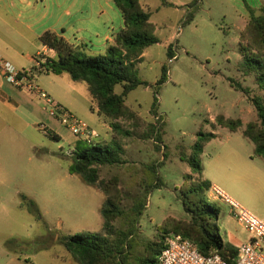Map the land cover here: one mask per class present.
<instances>
[{"label":"rangeland","instance_id":"1","mask_svg":"<svg viewBox=\"0 0 264 264\" xmlns=\"http://www.w3.org/2000/svg\"><path fill=\"white\" fill-rule=\"evenodd\" d=\"M140 3L147 4L152 13L151 32L159 42L146 48L142 61L136 65L138 78L148 86H138L125 98L135 118L116 121L128 135L113 132L109 120L90 114L85 83L75 82L63 73L58 77L35 74L37 84L52 97L59 92L64 94L68 87L74 98H83L85 103L83 110L69 107L67 110L100 134L95 142L120 144L122 162L97 169L98 181L112 187L110 190L121 208L126 210L142 194L139 183L148 167L161 163L158 173L162 186L147 198L140 218L138 249L147 241H157L158 230L165 221L189 219L180 202V191L190 184L184 175L194 179L198 175L191 172L181 157L182 153L186 159L191 156L190 148L199 141L201 133L215 134L196 157L203 168V178L217 184L264 221V159L254 154V144L242 134L245 124L257 118L250 98L259 96L264 100V91L258 88L255 73L246 70L239 51L240 43L246 47L250 41L237 7L228 0H140ZM189 12L193 19L185 22ZM246 16L248 21L249 13ZM168 46H172L175 55L172 60H168ZM258 55L254 51L248 54L249 58L264 60V56ZM163 65L167 67V76L154 94ZM230 80L248 88V97L231 88ZM115 92H121L120 85ZM154 96L157 116L150 114ZM218 115L239 118L243 127L234 132L220 127L215 122ZM46 117L50 118L47 110ZM40 124L50 130L47 120ZM155 127L157 134L153 132ZM33 133V129H26L19 144L0 151V226L11 246L7 256L21 259L15 260L17 264H76L58 243V237L103 235L99 210L105 197L97 186L90 187L80 176L68 172L76 138L62 126L60 140L36 132L42 143L41 162L37 157L31 158ZM17 192L35 202L38 214ZM207 196L219 210L212 229L232 246L243 244L249 234L230 213L229 206L213 199L209 192ZM115 226L120 225L116 222ZM6 261L4 252H0V264Z\"/></svg>","mask_w":264,"mask_h":264},{"label":"trees","instance_id":"2","mask_svg":"<svg viewBox=\"0 0 264 264\" xmlns=\"http://www.w3.org/2000/svg\"><path fill=\"white\" fill-rule=\"evenodd\" d=\"M120 11L123 27L114 35L104 53L87 58L83 45L74 47L62 36L46 31L40 36V42L53 54L40 57L39 65L31 69L34 74L61 75L67 73L75 82H83L87 86L90 96L89 109L96 111L97 115L109 120V126L113 132L120 135H128L116 122L118 119L132 120L135 118L133 111L126 106V96L138 86H148V83L138 78L137 63L142 61L143 54L149 46L157 44L159 39L152 32L150 18L152 13L141 4L140 0H112ZM248 21L245 25V33L250 45L241 47L239 51L244 60V66L248 72L255 73L256 84L264 91V60L249 58L248 54L255 52L264 56V5L254 11L248 9ZM192 12L187 14L185 22L193 19ZM83 56L85 58H83ZM168 60H172V46L167 47ZM167 67H161V76L156 82L154 94L165 82ZM121 86V92L116 93L115 87ZM230 87L242 92L247 97L249 89L239 83L230 80ZM250 101L255 109L257 118L249 121L242 129L244 137L254 144V154L264 159V100L259 96H253ZM158 103L154 96L150 108V114L157 116ZM218 126L234 132L243 127L239 118H225L218 115L215 118ZM47 137L60 140L53 131L43 128ZM158 133V127L153 128ZM215 137L214 133H201L199 141L191 146V156L181 160L185 161L191 172L198 176L194 179L191 175H184V179L190 184L181 189V204L188 215L187 221L167 220L158 230L157 241H147L138 249L137 237L140 233V218L147 206V198L151 192L162 186L158 169L161 163L149 166L146 176L139 185L142 194L136 197L126 210L121 208L114 197L112 187L98 181L97 166L118 165L122 162V147L117 141H111L107 145L87 144L81 140L74 141L71 151V162L68 172L78 175L82 181L90 186H97L104 195V202L99 210L102 218L103 235L99 234H75L58 237V243L69 253L76 264H156L157 256L164 247L166 235L179 234L194 242L199 251L204 255L219 254L229 264H234L237 247L223 241L219 234L212 229L213 221L219 216L216 204H210L207 196L211 183L202 179V166L197 164L205 143ZM157 139L158 136H156ZM186 159V160H185ZM114 182L116 179H113ZM22 201L36 209L34 201L21 196ZM39 216V215H38ZM119 223V227L115 223ZM8 249L9 243H5Z\"/></svg>","mask_w":264,"mask_h":264},{"label":"crops","instance_id":"3","mask_svg":"<svg viewBox=\"0 0 264 264\" xmlns=\"http://www.w3.org/2000/svg\"><path fill=\"white\" fill-rule=\"evenodd\" d=\"M228 1L237 7L240 23H244V26L248 9L256 11L264 5V0ZM122 27V16L112 0H0V55L18 69H31L36 59L53 54L39 39L44 32L52 31L74 47L83 45L85 55L91 57L104 53ZM64 91V94L59 92L55 97L50 93L48 95L66 109H84L83 98H74L68 87ZM89 112L97 114L90 109ZM43 120L49 122V129L61 139L60 125L55 119L46 117L43 102L34 95L14 88L0 74V151L19 144L26 135V129H33L30 149L34 156L31 158L37 157L42 162V143L36 132L45 134L39 128ZM201 177L204 179L202 174ZM204 180L217 185L209 179ZM7 239L0 226V252L6 256L5 264H17L15 260L20 262L21 259L7 256L11 251L6 247ZM248 240L249 237L245 242Z\"/></svg>","mask_w":264,"mask_h":264},{"label":"built area","instance_id":"4","mask_svg":"<svg viewBox=\"0 0 264 264\" xmlns=\"http://www.w3.org/2000/svg\"><path fill=\"white\" fill-rule=\"evenodd\" d=\"M39 60H35V66ZM0 74L14 88L38 97L51 118L77 140L96 144L100 134L62 105L56 103L36 82L32 69H18L0 55ZM43 130L44 125H39ZM210 196L229 206L230 213L249 234V240L237 247L234 264H264V221L243 208L217 185H211ZM156 264H229L219 254H202L197 245L179 234L169 233L164 247L157 256Z\"/></svg>","mask_w":264,"mask_h":264}]
</instances>
